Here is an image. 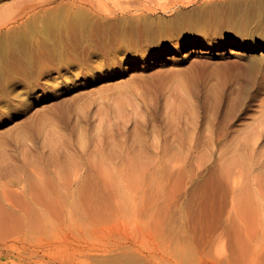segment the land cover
<instances>
[{
  "label": "rangeland",
  "instance_id": "1",
  "mask_svg": "<svg viewBox=\"0 0 264 264\" xmlns=\"http://www.w3.org/2000/svg\"><path fill=\"white\" fill-rule=\"evenodd\" d=\"M88 1H0V264H264V0Z\"/></svg>",
  "mask_w": 264,
  "mask_h": 264
},
{
  "label": "bare ground",
  "instance_id": "2",
  "mask_svg": "<svg viewBox=\"0 0 264 264\" xmlns=\"http://www.w3.org/2000/svg\"><path fill=\"white\" fill-rule=\"evenodd\" d=\"M1 1V0H0ZM91 1V0H90ZM90 1H88V2H90ZM93 1V0H92ZM91 1V2H92ZM100 1H103V0H99V1H97V0H95V2H98L97 4H101V2ZM132 1V0H131ZM134 2H135V0H133ZM145 1V0H144ZM180 1V0H179ZM95 2H93V3H95ZM128 2H129V0H128ZM134 2H132V4L134 5ZM146 2V1H145ZM144 2V3H145ZM176 2H177V0H176ZM175 2V3H176ZM181 2V1H180ZM10 3V2H9ZM8 3V4H9ZM12 3V2H11ZM17 3V2H16ZM137 3V2H136ZM6 5H7V3H5ZM130 4H131V2H130ZM4 6L3 8L5 9V7H7V9H8V5L7 6ZM13 5H15V4H12V5H9V6H13ZM139 5V4H138ZM140 5H142V4H140ZM94 6H97V5H95L94 4ZM118 6V5H117ZM122 6V5H121ZM128 6H129V4H128ZM11 7H9V8H11ZM101 7V6H100ZM104 7H107V6H104ZM124 7H126L125 6V4H124ZM144 7H145V5H144ZM148 7V6H147ZM3 8H1L0 9V14H1V12H2V9ZM95 8V7H94ZM98 8V7H97ZM111 8V7H110ZM113 8H117L116 6H114ZM123 8V7H122ZM126 8H128V7H126ZM99 9V8H98ZM97 9V10H98ZM109 9V8H108ZM123 9H125V8H123ZM106 10H107V8H106ZM4 12H6V11H4ZM5 14V13H4ZM2 15V14H1ZM262 136H264V133H261L259 136H257V137H262ZM255 140H258L257 138L255 139ZM86 206H87V208H82L80 211H79V213H78V215L76 216V220H75V223H74V225L72 226V227H70L67 231H70L69 233H67V231H64V230H62V232H63V234H62V236H64V238L65 239H69L71 242H72V240L73 241H76L77 242V245H79L80 244V242H84V245H85V251L86 250H102V252H105V251H107L106 250V248H103L102 246H100V247H96L95 246V244L93 245V244H89V242L88 241H86V235H87V232L89 231V227L90 226H92V225H94V226H98L99 224H101V222L102 223H104V222H106V220H108L109 218H110V216H109V211L107 210V208H108V206L107 205H104V206H101V207H96L95 205H92V204H89V203H86ZM183 210V209H182ZM185 211V210H184ZM187 211V210H186ZM182 212V211H181ZM189 212V211H188ZM189 213H187V215H188ZM120 215V216H119ZM180 215H182V214H180V212H179V214L177 215V217L175 216V218H176V222L178 221V217L180 216ZM190 215V214H189ZM193 215V214H192ZM191 215V216H192ZM117 217H122L121 219H123L125 216H126V213L124 214L123 212H121V213H119V214H117L116 215ZM116 216H115V218H116ZM182 216H185V213H184V215H182ZM132 217H134V216H132ZM104 218H105V220H104ZM126 218H128L127 216L124 218V219H126ZM180 218H183V217H180ZM188 218H191V217H188ZM193 218V217H192ZM191 218V219H192ZM103 219V220H102ZM119 220H121L120 218H118ZM182 220H184L185 221V219L183 218ZM186 220H188L187 218H186ZM104 221V222H103ZM174 221H175V219H174ZM183 221V222H184ZM186 222H189L190 223V220L189 221H186ZM179 223H182V222H179ZM178 223V224H179ZM182 225V224H181ZM180 225V228H182V227H184V226H181ZM183 225H185L186 226V224H183ZM191 225V224H190ZM101 226V225H100ZM103 226V225H102ZM15 227V226H14ZM190 227V226H189ZM183 230V233L186 231V229L185 228H182ZM14 230H17V231H20L19 230V228L16 226V228L14 229ZM43 230L44 229H42V230H40L41 232H43ZM47 230H45V232H46ZM16 232V231H15ZM182 233V234H183ZM186 233L187 232H185V237L184 238H186V236H190L191 234H189V235H186ZM81 238H82V240H81ZM83 238H85V240H83ZM187 239V238H186ZM90 241V240H89ZM96 252H100V251H96Z\"/></svg>",
  "mask_w": 264,
  "mask_h": 264
}]
</instances>
